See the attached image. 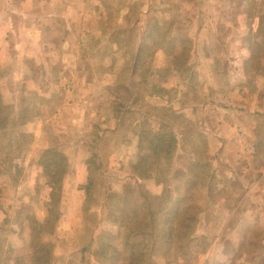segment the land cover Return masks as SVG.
<instances>
[{"label":"rangeland","instance_id":"obj_1","mask_svg":"<svg viewBox=\"0 0 264 264\" xmlns=\"http://www.w3.org/2000/svg\"><path fill=\"white\" fill-rule=\"evenodd\" d=\"M0 264H264V0H0Z\"/></svg>","mask_w":264,"mask_h":264},{"label":"crops","instance_id":"obj_2","mask_svg":"<svg viewBox=\"0 0 264 264\" xmlns=\"http://www.w3.org/2000/svg\"><path fill=\"white\" fill-rule=\"evenodd\" d=\"M251 196H249V198H250ZM249 198L247 199L246 197H243L238 203H237V207H235L233 210H232V212H231V214H229L230 216L235 212V210H237V208H238V206L240 205V204H243V203H245V201H249ZM255 198V197H254ZM247 199V200H246ZM229 216V217H230Z\"/></svg>","mask_w":264,"mask_h":264},{"label":"trees","instance_id":"obj_3","mask_svg":"<svg viewBox=\"0 0 264 264\" xmlns=\"http://www.w3.org/2000/svg\"><path fill=\"white\" fill-rule=\"evenodd\" d=\"M261 25V22L259 21V25L258 26H260Z\"/></svg>","mask_w":264,"mask_h":264}]
</instances>
